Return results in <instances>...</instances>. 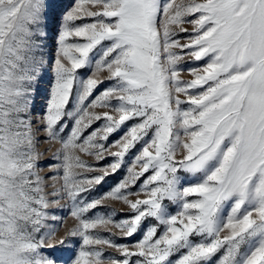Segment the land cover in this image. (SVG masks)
<instances>
[{
	"label": "snow or ice",
	"instance_id": "snow-or-ice-1",
	"mask_svg": "<svg viewBox=\"0 0 264 264\" xmlns=\"http://www.w3.org/2000/svg\"><path fill=\"white\" fill-rule=\"evenodd\" d=\"M0 264H264V0H0Z\"/></svg>",
	"mask_w": 264,
	"mask_h": 264
},
{
	"label": "rangeland",
	"instance_id": "rangeland-1",
	"mask_svg": "<svg viewBox=\"0 0 264 264\" xmlns=\"http://www.w3.org/2000/svg\"><path fill=\"white\" fill-rule=\"evenodd\" d=\"M186 27H190V26H187ZM188 66H196V65H189L188 63H185L184 67L185 69H187ZM181 78L183 79H190L188 73H187V70H185L184 72L181 73ZM48 77L45 78V81L41 84V88H40V95L38 96L37 98V110H39L40 108L43 107L44 103H45V97L47 95V90H48V87H49V84H48ZM115 137H112L110 139H114ZM46 147H48L47 145L45 144H41L40 145V149L43 150L45 149ZM58 147V145H55L53 144L52 145V149L55 150V148ZM51 156V152H44V155L41 157V162L43 163L44 161H47L48 158ZM94 162V161H92ZM106 163L105 161H101L100 164H104ZM44 171L46 172L47 171V168L45 167ZM43 174V173H42ZM115 179V178H113ZM111 182V181H110ZM105 187H107V185H105ZM118 207V206H117ZM72 223L71 219L69 218L66 223H65V227L69 226L70 224ZM63 230V229H62Z\"/></svg>",
	"mask_w": 264,
	"mask_h": 264
}]
</instances>
